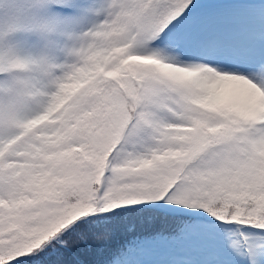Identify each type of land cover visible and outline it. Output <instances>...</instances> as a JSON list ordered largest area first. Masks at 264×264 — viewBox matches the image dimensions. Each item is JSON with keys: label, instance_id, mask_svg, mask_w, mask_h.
I'll list each match as a JSON object with an SVG mask.
<instances>
[{"label": "snow or ice", "instance_id": "obj_1", "mask_svg": "<svg viewBox=\"0 0 264 264\" xmlns=\"http://www.w3.org/2000/svg\"><path fill=\"white\" fill-rule=\"evenodd\" d=\"M18 33L0 264H264V0H11Z\"/></svg>", "mask_w": 264, "mask_h": 264}, {"label": "rangeland", "instance_id": "obj_2", "mask_svg": "<svg viewBox=\"0 0 264 264\" xmlns=\"http://www.w3.org/2000/svg\"><path fill=\"white\" fill-rule=\"evenodd\" d=\"M2 20L3 17L0 19V22H2ZM34 44L35 37L27 33H18L4 44L0 43V51H7L9 49H12L17 52H34ZM60 62H63V58H61Z\"/></svg>", "mask_w": 264, "mask_h": 264}, {"label": "clouds", "instance_id": "obj_3", "mask_svg": "<svg viewBox=\"0 0 264 264\" xmlns=\"http://www.w3.org/2000/svg\"><path fill=\"white\" fill-rule=\"evenodd\" d=\"M11 3V0H0V4L3 5V7H0V15H5L7 12V6Z\"/></svg>", "mask_w": 264, "mask_h": 264}, {"label": "trees", "instance_id": "obj_4", "mask_svg": "<svg viewBox=\"0 0 264 264\" xmlns=\"http://www.w3.org/2000/svg\"><path fill=\"white\" fill-rule=\"evenodd\" d=\"M115 246V242H113V247Z\"/></svg>", "mask_w": 264, "mask_h": 264}]
</instances>
